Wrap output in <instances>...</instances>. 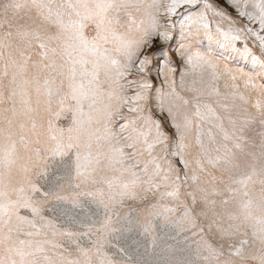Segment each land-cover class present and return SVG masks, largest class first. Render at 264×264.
Returning <instances> with one entry per match:
<instances>
[{
    "label": "snow or ice",
    "instance_id": "obj_1",
    "mask_svg": "<svg viewBox=\"0 0 264 264\" xmlns=\"http://www.w3.org/2000/svg\"><path fill=\"white\" fill-rule=\"evenodd\" d=\"M0 264H264V0H0Z\"/></svg>",
    "mask_w": 264,
    "mask_h": 264
},
{
    "label": "rangeland",
    "instance_id": "obj_2",
    "mask_svg": "<svg viewBox=\"0 0 264 264\" xmlns=\"http://www.w3.org/2000/svg\"><path fill=\"white\" fill-rule=\"evenodd\" d=\"M230 11V10H229ZM233 15H235V13H233ZM206 43V42H205Z\"/></svg>",
    "mask_w": 264,
    "mask_h": 264
}]
</instances>
